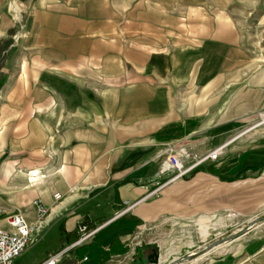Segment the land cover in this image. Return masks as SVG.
Masks as SVG:
<instances>
[{
	"label": "crops",
	"instance_id": "0c3cea01",
	"mask_svg": "<svg viewBox=\"0 0 264 264\" xmlns=\"http://www.w3.org/2000/svg\"><path fill=\"white\" fill-rule=\"evenodd\" d=\"M229 29L204 3L0 0V226L36 222L39 200L49 212L21 256L62 239L28 264L68 248L83 221L98 230L66 264H156L158 243L142 236L154 220L264 209V62ZM169 144L225 147L169 181ZM203 264H264V234Z\"/></svg>",
	"mask_w": 264,
	"mask_h": 264
},
{
	"label": "rangeland",
	"instance_id": "374dc122",
	"mask_svg": "<svg viewBox=\"0 0 264 264\" xmlns=\"http://www.w3.org/2000/svg\"><path fill=\"white\" fill-rule=\"evenodd\" d=\"M157 1L168 9L184 10L188 6L200 3L206 4V7L212 10L222 8L224 12L227 11L229 30L241 39L247 55L260 63L264 62V0ZM16 18L19 19L18 25L21 27V18L19 16ZM188 162L186 159V164ZM234 217V215L214 219L197 217L191 220L173 219L172 216L161 217L147 225L142 236L146 240L158 243L157 253L161 251L159 264H203L256 235L264 234V209L254 218L240 217L234 220ZM61 242L59 236L49 233L39 243L33 244L30 258L20 255L14 263L28 264L33 257H42L40 254L42 249H59L57 247H60ZM75 250L78 251V257H82L88 248L83 245ZM59 264H66L65 256Z\"/></svg>",
	"mask_w": 264,
	"mask_h": 264
},
{
	"label": "built area",
	"instance_id": "2783aa9c",
	"mask_svg": "<svg viewBox=\"0 0 264 264\" xmlns=\"http://www.w3.org/2000/svg\"><path fill=\"white\" fill-rule=\"evenodd\" d=\"M256 124H264V110L258 113V120ZM225 145H219L214 149L206 152L203 155H196L183 146L174 147L169 144L166 151L169 155L162 162L161 172H170L172 176L169 181L176 180L180 177L191 174L195 169L206 161H215L223 153ZM186 159L189 162L186 164ZM29 177L36 180L42 176L39 170H31L28 172ZM61 195L57 192L53 194L54 199H60ZM36 222H28L23 215L15 214L7 219V227L0 226V264H17L14 263L33 241V236L41 230L42 220L48 214V209L42 204L41 201H34ZM98 230L95 227L93 230H88L87 224L80 222L77 226V239L66 249H61L49 253L47 257L38 264H59L62 261L64 254L81 245L86 240L91 238ZM88 259L85 256L81 261ZM22 264V263H18Z\"/></svg>",
	"mask_w": 264,
	"mask_h": 264
},
{
	"label": "trees",
	"instance_id": "16d2710c",
	"mask_svg": "<svg viewBox=\"0 0 264 264\" xmlns=\"http://www.w3.org/2000/svg\"><path fill=\"white\" fill-rule=\"evenodd\" d=\"M0 59H1V56H0ZM83 222L87 224L88 230H93L96 227L95 224H92L89 221H83ZM77 237H78V235H77Z\"/></svg>",
	"mask_w": 264,
	"mask_h": 264
},
{
	"label": "water",
	"instance_id": "95a60500",
	"mask_svg": "<svg viewBox=\"0 0 264 264\" xmlns=\"http://www.w3.org/2000/svg\"><path fill=\"white\" fill-rule=\"evenodd\" d=\"M158 261H159V256L157 255L155 260H154V263H158Z\"/></svg>",
	"mask_w": 264,
	"mask_h": 264
},
{
	"label": "bare ground",
	"instance_id": "6f19581e",
	"mask_svg": "<svg viewBox=\"0 0 264 264\" xmlns=\"http://www.w3.org/2000/svg\"><path fill=\"white\" fill-rule=\"evenodd\" d=\"M159 264V263H158Z\"/></svg>",
	"mask_w": 264,
	"mask_h": 264
},
{
	"label": "flooded vegetation",
	"instance_id": "af4514ba",
	"mask_svg": "<svg viewBox=\"0 0 264 264\" xmlns=\"http://www.w3.org/2000/svg\"><path fill=\"white\" fill-rule=\"evenodd\" d=\"M154 256V255H153Z\"/></svg>",
	"mask_w": 264,
	"mask_h": 264
}]
</instances>
